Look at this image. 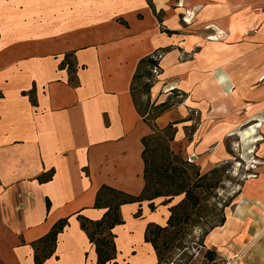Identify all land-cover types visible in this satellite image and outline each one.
<instances>
[{
    "label": "crops",
    "instance_id": "0c3cea01",
    "mask_svg": "<svg viewBox=\"0 0 264 264\" xmlns=\"http://www.w3.org/2000/svg\"><path fill=\"white\" fill-rule=\"evenodd\" d=\"M209 1L205 10L220 26L228 25L229 13L251 9V31L237 41L205 40L203 74L226 93L213 106L222 114L241 102L229 92L235 85L243 90L264 81H258L264 71V0ZM116 10L115 0H0L1 264H34L31 243L64 218L54 255L43 264H95L78 217H102L105 209L94 206L101 186L132 196L143 190L141 138L150 128L135 107L132 77L141 58L165 50L172 39L146 2L145 21H127L118 34L101 32V24L115 21L109 15ZM187 42L190 49L197 45ZM65 55L71 64L60 66ZM182 116L168 110L154 123L163 128ZM259 170L205 238L206 248L227 264H264V166ZM170 206L157 199L122 205L123 223L112 230L116 259L107 264H156L144 231L150 222L164 226Z\"/></svg>",
    "mask_w": 264,
    "mask_h": 264
},
{
    "label": "rangeland",
    "instance_id": "374dc122",
    "mask_svg": "<svg viewBox=\"0 0 264 264\" xmlns=\"http://www.w3.org/2000/svg\"><path fill=\"white\" fill-rule=\"evenodd\" d=\"M181 1L159 0L158 4H152L151 0H131V6H127L123 0H115L116 14L109 15L115 21H105L106 25L101 24L100 29L101 32L118 34L128 27L127 21H145L141 11L145 2L150 6L160 31L165 37L172 39V43L165 50L152 53L151 56L157 61L156 67L142 65V70L133 82L135 104L146 119L152 118L158 111L153 108V104L163 101L171 106L169 110L172 113L183 115L182 120L186 121L176 125V133L169 148L190 163L186 167L189 177H193L197 171L201 176L207 174L206 185L211 183L205 200L193 211L188 223L179 224L166 240L161 238L158 241L161 251L158 264H227L216 252L213 259L207 257L210 250L206 248L205 238L212 228L219 225L226 211L232 208L243 184L259 177V168L264 166V156L260 154L264 149V81L252 82L248 86L250 89L243 90H237L234 84L235 87L229 92L234 99H240L241 102L236 106L230 105L229 109L225 106L227 111L222 114H218L220 112L217 107H213L214 104L202 101L194 93V88L199 81L198 77L205 70V40L211 38L228 41L229 36L226 26H220L214 12L205 10V4H209V0H184L186 7L180 6ZM236 13L248 18L251 9L229 13L226 25ZM187 18L189 22H186ZM163 21L168 22L164 24ZM187 40H196L197 45L193 44L189 51L178 47ZM169 51L173 53L169 63L164 64L161 56ZM64 60V64H71V59L67 56ZM173 82L187 91L180 88L167 90V86ZM247 105L252 106V114H245L247 110L244 108ZM148 125L151 131L153 124L150 122ZM216 130L221 131L219 136L209 140L210 133ZM150 147L154 149L155 142H151ZM151 148L148 157L155 168L166 157H163L162 150ZM197 158H202V161L195 162ZM152 177L156 175L152 173ZM182 198L183 194L174 196L169 203L173 206ZM156 199L161 204L167 200L165 197Z\"/></svg>",
    "mask_w": 264,
    "mask_h": 264
},
{
    "label": "trees",
    "instance_id": "16d2710c",
    "mask_svg": "<svg viewBox=\"0 0 264 264\" xmlns=\"http://www.w3.org/2000/svg\"><path fill=\"white\" fill-rule=\"evenodd\" d=\"M166 32L170 33L169 30ZM66 56L67 55H65V58ZM63 61L60 63V66L64 65ZM68 64L70 65V63ZM143 64L156 67L157 61H155L151 55L139 60L136 71L132 77V97L133 82L138 77L139 71L142 70ZM153 105V108L158 111L152 118L146 119L139 113L135 104L140 116L143 117L147 123L151 122L153 124L151 131L141 138V143L143 145L142 160L144 164V187L141 194L139 196H132L107 186H101L97 191L94 206L105 209L102 217L95 221L88 220L82 216L78 217L81 229L85 231L89 242L94 246L96 253L95 264H107L116 259V235L112 230L115 226L123 223L121 216L122 205L144 200L152 201L158 197L167 198V200L164 201V204H167L172 197L183 194V198L177 204L169 207V216L164 226L150 222L145 228L144 241L153 247L157 256L156 264H158L161 253L158 241L161 238H165L166 240L168 235L172 234L174 228L179 224L188 223L193 211L201 202H203V200H205L206 191L211 187V183H208L207 185L205 183L207 174L201 176L196 171L194 172L193 177H189L186 173V167H189L190 163L184 161L180 155L174 154L169 148V143L173 141L176 132L175 126L186 120L173 121L168 123L165 127L159 128L154 123L155 119L168 111L171 106L168 105L166 101ZM151 142H155L154 149L150 147ZM150 148L153 150L157 149L158 151L162 150L164 153L163 157H166L161 164L157 165L155 168H153V162L148 157ZM52 173L53 172L47 174L43 181L49 180L52 177ZM152 173L155 174L156 177H152ZM46 208L47 210L50 208V202L48 200H46ZM149 208L153 211L154 205L152 202L149 203ZM140 214L141 210L139 209L135 214V217H139ZM223 221L224 218L220 220L219 225H221ZM66 225L67 219L64 218L58 220L44 236L31 243L34 251V264H43L48 258L54 255L57 235ZM214 256H216L214 251L210 250L207 252V257H209V259H213Z\"/></svg>",
    "mask_w": 264,
    "mask_h": 264
},
{
    "label": "bare ground",
    "instance_id": "6f19581e",
    "mask_svg": "<svg viewBox=\"0 0 264 264\" xmlns=\"http://www.w3.org/2000/svg\"><path fill=\"white\" fill-rule=\"evenodd\" d=\"M182 7H186L187 4L185 1H181V5ZM186 22H189V19H186ZM251 20H249V18H247L246 16H244L243 14L241 15V13H236V15H234L230 22L228 23V25L226 26V33L229 36L228 39V43L231 41H237V39L239 38L240 35L242 34H246L247 31L251 30ZM183 48L185 50H189V43L186 42H182L181 43ZM173 52L169 51L166 52L162 57H161V61L166 64L169 63L170 57L172 55ZM199 81L197 82L196 87L194 88V93L198 94L199 97H201L202 101H206L209 104H214L216 103L220 98H224L226 97V93L223 89H221V87L218 84V80L215 78H209L207 76H204V74L201 75V77H198ZM236 79V77L234 78V80ZM264 79V71L261 73V75L259 76L258 81H262ZM233 80V81H234ZM174 88H180V89H184V87H181L179 84L177 83H170L167 86V90L170 89H174ZM187 91V90H185ZM209 91V92H208ZM244 110H247V112L245 114L249 115L252 114V106L251 105H247L246 108H244ZM243 113V112H242ZM221 133L220 130H216L215 132H212L208 139H213L215 137H218L219 134ZM202 161V158H197L195 159V162H200ZM213 167L215 165H212ZM156 219V218H155Z\"/></svg>",
    "mask_w": 264,
    "mask_h": 264
}]
</instances>
